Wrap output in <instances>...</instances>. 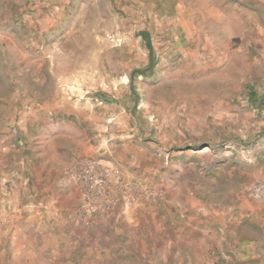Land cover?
<instances>
[{
  "label": "rangeland",
  "instance_id": "rangeland-1",
  "mask_svg": "<svg viewBox=\"0 0 264 264\" xmlns=\"http://www.w3.org/2000/svg\"><path fill=\"white\" fill-rule=\"evenodd\" d=\"M140 3L0 0L1 150L10 142L51 161L38 172L66 175L83 221L166 204L183 222L263 239L264 21L253 52L223 61L156 52L151 62ZM83 163L126 184L104 218L85 213ZM12 257L0 245V264Z\"/></svg>",
  "mask_w": 264,
  "mask_h": 264
},
{
  "label": "crops",
  "instance_id": "crops-1",
  "mask_svg": "<svg viewBox=\"0 0 264 264\" xmlns=\"http://www.w3.org/2000/svg\"><path fill=\"white\" fill-rule=\"evenodd\" d=\"M139 1L148 56L151 47L154 56L223 61L260 47L264 0ZM7 146L0 148V245L14 264H264V238L231 239L222 228L183 222L172 200L168 208L120 205L108 218L83 221L81 196L65 174L43 176L39 165L48 170L51 161Z\"/></svg>",
  "mask_w": 264,
  "mask_h": 264
},
{
  "label": "built area",
  "instance_id": "built-area-1",
  "mask_svg": "<svg viewBox=\"0 0 264 264\" xmlns=\"http://www.w3.org/2000/svg\"><path fill=\"white\" fill-rule=\"evenodd\" d=\"M77 181L84 199L87 215L106 217L118 203L117 191H124L126 184L111 169L94 164L80 165Z\"/></svg>",
  "mask_w": 264,
  "mask_h": 264
},
{
  "label": "trees",
  "instance_id": "trees-1",
  "mask_svg": "<svg viewBox=\"0 0 264 264\" xmlns=\"http://www.w3.org/2000/svg\"><path fill=\"white\" fill-rule=\"evenodd\" d=\"M150 48V55H149V58H150V61L151 62H154V60H155V56H154V53H153V50L151 49V47H149ZM141 75H146V73L144 74H142V73H140ZM263 100H264V98H263Z\"/></svg>",
  "mask_w": 264,
  "mask_h": 264
}]
</instances>
